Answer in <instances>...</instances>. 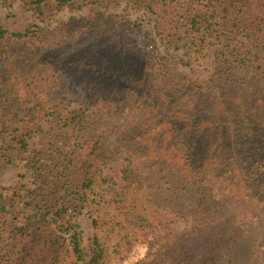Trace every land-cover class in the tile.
<instances>
[{
	"label": "trees",
	"instance_id": "16d2710c",
	"mask_svg": "<svg viewBox=\"0 0 264 264\" xmlns=\"http://www.w3.org/2000/svg\"><path fill=\"white\" fill-rule=\"evenodd\" d=\"M20 1L37 23L0 24V128L46 97L54 110L30 120L56 117L69 149L34 152L40 185L0 199V264H106L79 218L100 230L91 197L112 161L116 219L141 243L135 259L123 245L125 264H264V0H87V13L61 21L75 0ZM180 42L210 57L204 78L179 65Z\"/></svg>",
	"mask_w": 264,
	"mask_h": 264
},
{
	"label": "rangeland",
	"instance_id": "374dc122",
	"mask_svg": "<svg viewBox=\"0 0 264 264\" xmlns=\"http://www.w3.org/2000/svg\"><path fill=\"white\" fill-rule=\"evenodd\" d=\"M86 3L87 0H75L73 9L65 8L56 18L60 21L68 20L69 18H76L87 13L85 7ZM79 6L82 7V9H80ZM122 9L123 7L120 9L117 7L114 12L120 13ZM124 14L128 15L133 20H141L146 30L151 28L148 17L142 12L126 10ZM35 23H37L36 17L24 8L20 0H12L8 3L0 1V24L8 30L22 32ZM185 44L186 42H180V51L176 53L180 58L179 65L185 70L192 69L195 77L204 78L207 71L212 69V67H210V57L204 60H197V57L192 52H190L189 55L186 54L188 46ZM34 70H36V68ZM31 71L33 70L31 69ZM41 71L44 72V69ZM59 81V78H56V84L54 85H58ZM60 83L61 81L59 84ZM48 85L54 86L51 81ZM64 86L66 87V84L63 85V87ZM67 90L70 91V87H68ZM37 101H39L38 104H36ZM45 101H47L46 97L39 100L33 99L31 103L26 105V110L21 112L24 117L21 118L20 122H8L4 128H0V147L6 150V159L0 165V195L2 196L0 199H3V201L4 198H8L11 195V188H18L20 185H23L26 190L31 193L40 185V181L35 177L29 164L30 159L35 153L42 150L55 158L59 156L60 152L65 153L69 149L64 148L56 138V117L48 116L41 121L30 120V117L34 114L44 116L47 112L54 110L53 107L45 104ZM76 105L77 104L74 102L72 107L74 108ZM87 105L92 104L87 103ZM38 127L43 130V133L39 131L36 132ZM28 131L31 133V138L29 140L27 139L28 152L26 154L19 153L20 145L18 140L25 137V133ZM121 161L122 160L117 157V163L120 164ZM104 175L106 177V183L91 197L92 203L90 206L91 214L95 218H101L100 230L96 232L95 229H93L89 217L81 216L79 218L81 228L84 232V245L89 244L90 239L94 234H97L101 243L108 251L106 264H125L122 254L123 245L129 240L131 245H133L132 253H135L134 256L129 259H135L138 253V247L141 243H134L131 238L125 239L124 237L128 234L132 226L127 222L120 223V221L116 219V216H118V166L115 165V162L112 161L106 164ZM29 193L24 192V195H28ZM27 216L28 215L25 217L27 218ZM10 220L9 217H5L3 221Z\"/></svg>",
	"mask_w": 264,
	"mask_h": 264
}]
</instances>
